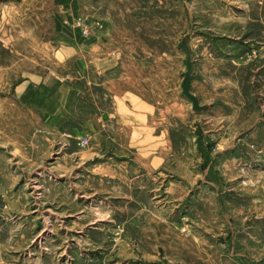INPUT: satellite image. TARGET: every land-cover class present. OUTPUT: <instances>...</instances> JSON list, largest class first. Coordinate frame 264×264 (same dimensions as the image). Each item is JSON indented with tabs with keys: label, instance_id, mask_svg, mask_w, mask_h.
<instances>
[{
	"label": "rangeland",
	"instance_id": "1",
	"mask_svg": "<svg viewBox=\"0 0 264 264\" xmlns=\"http://www.w3.org/2000/svg\"><path fill=\"white\" fill-rule=\"evenodd\" d=\"M0 264H264V0L1 2Z\"/></svg>",
	"mask_w": 264,
	"mask_h": 264
},
{
	"label": "crops",
	"instance_id": "2",
	"mask_svg": "<svg viewBox=\"0 0 264 264\" xmlns=\"http://www.w3.org/2000/svg\"><path fill=\"white\" fill-rule=\"evenodd\" d=\"M3 1L4 0H2L1 2ZM121 55H123V53L121 54L120 51L110 53V57ZM35 81L36 80L33 78L32 80H28L17 86L16 93L19 95L20 102L23 103V99L25 101L24 104L27 105L28 109L33 110L34 112L36 111L37 113L44 112L43 116L45 118V113H48L49 111H60L62 109V93L61 88L59 87V83L55 81L52 82L49 75H46L42 80L38 82ZM62 91L63 93H65V89H63ZM131 98L136 100V102H138V105L144 103L143 100L133 97L129 92H124L122 94V97H120V101L123 105H126L128 101H131Z\"/></svg>",
	"mask_w": 264,
	"mask_h": 264
},
{
	"label": "water",
	"instance_id": "3",
	"mask_svg": "<svg viewBox=\"0 0 264 264\" xmlns=\"http://www.w3.org/2000/svg\"><path fill=\"white\" fill-rule=\"evenodd\" d=\"M1 1L2 0H0V2ZM182 48L187 55L186 73L184 75V81L182 84L183 95L192 104L193 110L199 112L204 110V107L200 105L198 98L191 91L193 63H192V57L188 47V43L186 40L182 42Z\"/></svg>",
	"mask_w": 264,
	"mask_h": 264
}]
</instances>
